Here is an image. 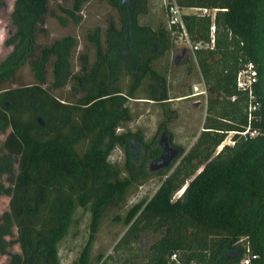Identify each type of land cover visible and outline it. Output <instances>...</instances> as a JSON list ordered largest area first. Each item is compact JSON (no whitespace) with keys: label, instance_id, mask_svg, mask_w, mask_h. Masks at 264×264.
Returning a JSON list of instances; mask_svg holds the SVG:
<instances>
[{"label":"trees","instance_id":"trees-1","mask_svg":"<svg viewBox=\"0 0 264 264\" xmlns=\"http://www.w3.org/2000/svg\"><path fill=\"white\" fill-rule=\"evenodd\" d=\"M53 1H14L11 21L16 31L6 40L14 47L0 62V134L7 132L0 163L18 157L12 185L0 186V193L9 197L8 210L0 215V255L8 253L13 235L20 249L4 264H59L57 246L76 211L87 209L94 217L132 185L130 177L115 172L110 178L102 169L105 140L112 147H124L133 137L151 152L164 128L160 122L148 140L139 131L117 132L132 114L120 86L111 87L118 74L112 48H120L127 22L135 24L145 0H129L119 23L112 14L104 30L87 28L84 41L65 35L44 42L40 39L47 36L46 17L63 26H80V13L91 0H72L70 8L58 5L63 15L51 8ZM97 1L119 9L117 0ZM172 2L180 10L198 11L182 14L181 19L190 44L197 47L196 66L212 92L202 131L188 151L174 144L179 147L177 164L152 196L129 207L123 219L126 230L114 253L98 255L97 264H241L246 247L258 255L255 264H264V0ZM173 31L179 34L180 26L170 30L165 25H137L130 32L166 54L173 45ZM140 36L134 34L126 43L136 57L146 47ZM155 58L145 57L137 80L146 74L160 76L152 66ZM249 62L257 70L253 94L258 107L251 111L247 93L236 88V75ZM26 65L30 82L20 80ZM137 84L131 85L127 97L134 98ZM158 100L167 103L166 90ZM248 126L258 134H237L233 146L224 145L214 154L229 131L242 132ZM4 171L0 168V175ZM146 233L154 240L143 252L137 242ZM91 236L80 264L87 263ZM222 249L224 256L214 261Z\"/></svg>","mask_w":264,"mask_h":264},{"label":"rangeland","instance_id":"rangeland-1","mask_svg":"<svg viewBox=\"0 0 264 264\" xmlns=\"http://www.w3.org/2000/svg\"><path fill=\"white\" fill-rule=\"evenodd\" d=\"M14 1L2 0L0 2V62L12 53L14 47L13 44L8 45L6 43V40L16 31L11 21ZM169 1L171 0H145V7L137 17L135 24L130 21L127 22L126 33L119 39L121 46L120 48H112L111 58L118 73L117 79L111 80V87L117 84L120 86L121 98L126 100L123 103L132 114V120L122 125V128L118 129L117 132L120 133L124 129L139 131L148 140L154 135L160 122L164 123V128L159 131L151 152L150 150L147 151L133 137L128 138L124 147H112L105 140L101 148L105 155V163L102 169L110 172V178L116 173L121 178L130 177L133 181L132 185L123 195L115 196L110 205L100 210L94 217L87 209L79 208L76 211L73 224L57 246L59 264H80L81 252L89 241L90 235L92 238L86 264H97L98 255L106 257L113 254L116 242L126 230L123 219L129 207L152 196L160 186L165 174H169L177 164L175 160L179 153V147L174 146V144L188 151L202 131L206 116L207 98L212 92L203 82L193 57L194 49L187 40V36L176 34L173 31L171 33L173 45L170 52L159 54V49L153 50L146 38L141 37L139 33L130 32L137 25H148L150 29L165 25L167 29L172 30L169 25ZM51 3V8L57 14L63 15L57 6L70 8L72 0H54ZM117 3L119 9L113 10L104 1L99 3L97 0H91L80 13L83 20L80 26H74L71 23L63 26L56 18L46 17L43 27L47 31V36L40 40L49 42L51 39L65 35H78L84 41L83 36L87 28L100 26L101 30H104L106 28L105 21L112 14L116 23H119L121 18L123 19V13L129 5V0H117ZM197 12L196 9H183L180 14ZM214 13V11L210 12L211 15ZM134 34L146 41L143 55L138 54L137 57L131 54L130 49L126 47V43L133 40ZM116 39H118L117 36ZM105 49H108V45ZM146 56L156 57L152 66L160 76L151 77V75L146 74L137 80ZM132 60H135V63H132ZM19 75L20 80L22 79L24 82L32 81L27 65L20 70ZM162 78L165 84H163ZM135 82L138 84L135 88L134 98H129L125 94ZM164 90L169 96L167 103L158 100ZM119 102L122 104V99H119ZM6 135L7 132L0 134V156L6 154L2 148ZM217 152L219 151L216 149L214 154ZM6 160L3 159L0 163V168H5L4 173L0 175V186L3 189L12 185L18 157L12 156L11 163ZM126 161H128L127 164ZM7 170L9 172H6ZM181 193L182 191L176 192L173 199ZM8 204L9 197L0 193V215L8 210ZM153 240L154 238L150 234H143L138 238L137 247L146 252ZM242 243L245 241L242 240ZM19 251L18 243L15 235H13L8 253L0 255V264L8 262L10 254ZM223 253L222 249L214 261L222 258ZM111 264L115 263L112 261Z\"/></svg>","mask_w":264,"mask_h":264},{"label":"built area","instance_id":"built-area-1","mask_svg":"<svg viewBox=\"0 0 264 264\" xmlns=\"http://www.w3.org/2000/svg\"><path fill=\"white\" fill-rule=\"evenodd\" d=\"M170 11V19H169V25L172 27V25L178 24L181 28V32L179 35L187 36L184 25L181 19V10L179 7L172 2L169 6ZM208 12L207 10H203V13ZM211 32H214V27H211ZM188 40V38H187ZM193 49H196V46H192ZM257 82V70L255 65L252 62H249L245 65V67L240 70L236 75V88L243 90L247 93L251 103L249 106V111L254 110L258 107V103H254V94L253 89L254 85ZM205 92V91H204ZM203 94V92H201ZM200 93V94H201ZM235 96L231 97V100H234ZM229 134V135H228ZM240 137H246V136H255L258 134L257 130H252L248 126L244 131L242 132H236V131H229L227 135L225 136L224 140L221 142V144L217 147V150L220 151L224 145L233 146L235 144L234 136L237 135ZM177 257L175 254L171 255V259L175 260ZM258 258L257 254H252L250 252L249 247H246L245 254L241 257V264H255L254 260Z\"/></svg>","mask_w":264,"mask_h":264}]
</instances>
